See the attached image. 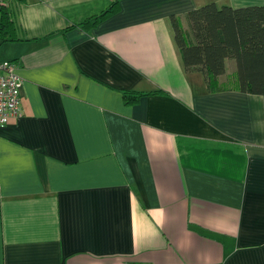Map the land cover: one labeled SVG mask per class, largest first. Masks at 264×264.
<instances>
[{
  "label": "crops",
  "instance_id": "0c3cea01",
  "mask_svg": "<svg viewBox=\"0 0 264 264\" xmlns=\"http://www.w3.org/2000/svg\"><path fill=\"white\" fill-rule=\"evenodd\" d=\"M111 1L10 0L0 264H264V92L232 59L216 86L185 68L169 18L264 0H118L79 25Z\"/></svg>",
  "mask_w": 264,
  "mask_h": 264
},
{
  "label": "trees",
  "instance_id": "16d2710c",
  "mask_svg": "<svg viewBox=\"0 0 264 264\" xmlns=\"http://www.w3.org/2000/svg\"><path fill=\"white\" fill-rule=\"evenodd\" d=\"M118 0H112L97 13L79 22L93 26L115 12ZM15 4L0 3V41L19 38L14 19ZM174 40L185 68L197 66L203 70L211 86L224 72L225 59L236 65L238 87L252 93L264 92V5L232 7L210 1L185 13L187 28L170 15ZM135 97L146 93H131Z\"/></svg>",
  "mask_w": 264,
  "mask_h": 264
},
{
  "label": "built area",
  "instance_id": "2783aa9c",
  "mask_svg": "<svg viewBox=\"0 0 264 264\" xmlns=\"http://www.w3.org/2000/svg\"><path fill=\"white\" fill-rule=\"evenodd\" d=\"M10 0H0L1 4ZM22 78L15 71L10 60H0V124H5L9 117L20 114V93Z\"/></svg>",
  "mask_w": 264,
  "mask_h": 264
}]
</instances>
